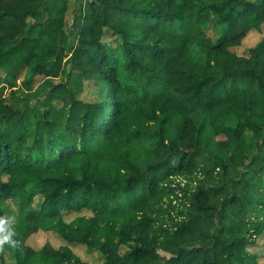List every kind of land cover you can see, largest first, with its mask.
I'll return each instance as SVG.
<instances>
[{"label":"trees","instance_id":"1","mask_svg":"<svg viewBox=\"0 0 264 264\" xmlns=\"http://www.w3.org/2000/svg\"><path fill=\"white\" fill-rule=\"evenodd\" d=\"M69 3L0 0V90L29 101L0 95V221L17 264H90L77 244L101 264H258L264 41L232 49L264 25V0H86L75 32ZM87 83L96 103L77 98ZM174 201L183 221L157 227ZM41 230L67 245L35 249Z\"/></svg>","mask_w":264,"mask_h":264},{"label":"rangeland","instance_id":"2","mask_svg":"<svg viewBox=\"0 0 264 264\" xmlns=\"http://www.w3.org/2000/svg\"><path fill=\"white\" fill-rule=\"evenodd\" d=\"M86 0H70L69 3V9L66 14V27L70 28L72 25L73 29L72 32H75L77 30V27L81 20V8L84 6ZM250 2H256L259 0H248ZM264 41V25L259 29H254L250 31L247 36L241 41L239 45H236L233 47L232 50L236 51L239 55L242 56H249L251 49L255 48ZM70 57L66 58L65 60H69V66L67 69L68 76V69H71L72 67V61L69 59ZM63 79L57 78L54 79L53 82L59 83ZM67 80V77L64 79ZM63 80V81H64ZM7 85V84H6ZM0 95L4 98L6 103L10 106H12L15 109H24L29 101H27L26 95L27 92L25 90L19 89V85H17L15 88H9L8 86L4 85V89L0 90ZM77 98L79 100L85 101V102H94L96 103L99 98L97 97V87L93 85L92 83L85 84V87L83 91L77 93ZM34 101H32L33 103ZM228 138L226 136H221L218 138V141L220 142H227ZM246 140L249 143H254V137L252 133H247ZM31 141V140H30ZM251 153V154H250ZM250 157L252 156L253 150H250ZM248 154V156H249ZM249 162H246L245 165H247ZM245 165H241V163H234L233 169L230 171V174L228 177H232L236 175L237 169L240 171L244 170ZM177 182L182 183V186L184 185V182L182 179L177 180ZM38 204V203H37ZM36 206H39L37 205ZM7 207L9 210H11L13 213H16V208L14 207V204L11 201L7 202ZM183 205L179 201L173 202V207L168 208V212L166 214L165 219H162L158 226H161L163 229H175L181 221H183L184 217L181 215V211L183 210ZM81 215H88V212L84 211L81 213H70L69 215H66V221L70 222L73 219H75L78 216ZM9 223V219L4 218L0 221V254L5 256L6 262L8 264H17L16 261V253H15V247L13 243L11 242H5V237L3 235L4 229L7 227ZM161 232H158L154 237H158L160 239V243L165 241L166 237L164 234L161 236ZM28 243L33 246L35 249L40 250L45 244H51L55 248H60L61 246L67 245V243L60 237V235H57L54 232L51 231H39L38 233L34 234L30 237ZM72 248V250L75 252L76 255H78L83 261H87L90 264H101L103 262V257L99 252H92L89 251L87 246L82 244L77 245H68ZM160 247L162 245L159 244ZM190 246V245H189ZM252 252H254L257 255L258 264H264V235H261L255 239V244L252 245L250 248ZM127 247H122V252L127 251ZM158 253L161 256V259L164 257H169V253L166 252L164 249H159ZM151 264H156V262H153Z\"/></svg>","mask_w":264,"mask_h":264},{"label":"clouds","instance_id":"3","mask_svg":"<svg viewBox=\"0 0 264 264\" xmlns=\"http://www.w3.org/2000/svg\"><path fill=\"white\" fill-rule=\"evenodd\" d=\"M4 239H5V242H7V240L9 239V237L6 236Z\"/></svg>","mask_w":264,"mask_h":264}]
</instances>
